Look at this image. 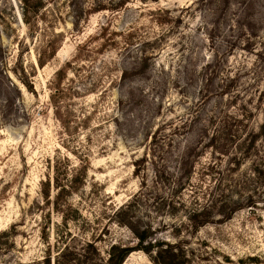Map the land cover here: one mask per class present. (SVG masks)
Here are the masks:
<instances>
[{"label": "rangeland", "instance_id": "374dc122", "mask_svg": "<svg viewBox=\"0 0 264 264\" xmlns=\"http://www.w3.org/2000/svg\"><path fill=\"white\" fill-rule=\"evenodd\" d=\"M43 3L26 24L0 0V264H111L137 245L127 215L165 263L264 264V0ZM56 162L79 176L58 198ZM220 196L230 218L194 230L188 212Z\"/></svg>", "mask_w": 264, "mask_h": 264}, {"label": "trees", "instance_id": "16d2710c", "mask_svg": "<svg viewBox=\"0 0 264 264\" xmlns=\"http://www.w3.org/2000/svg\"><path fill=\"white\" fill-rule=\"evenodd\" d=\"M22 4V15H23V19L24 22L26 24L30 23V17H32L33 15H37V13L39 11H41L42 9H44L43 7V0H19ZM124 1V0H123ZM34 2V3H33ZM41 65V64H40ZM124 74V72H123ZM57 76L63 75L62 72L59 70L56 72ZM60 79H58L57 83H55V85L52 88V95H50V101L53 104V109H54V116L56 117V119L59 121V123L61 124L62 128L64 129V131L67 133L68 132V120H67V116L66 114H63L61 109L59 108V99L63 98V96L65 95V91L60 87ZM54 99H56V102L54 101ZM155 134H153L152 136H154ZM86 159V158H85ZM64 161H66L68 163V160L64 159ZM83 161H81L82 163ZM58 164H60L59 162H56V174H55V178L54 180V184H55V189H56V198H58L60 196V194H62L63 192H66L67 190H71L74 189L76 184L78 183V178L79 176L75 177L74 180H72L71 182H69V184H63V176L57 175L58 172ZM49 179L46 180L44 183L41 184V188H42V194H43V198L48 200L49 199V192H48V186H49ZM224 197V196H223ZM223 197L220 196V198L222 200H219L217 202H215V204L210 203L208 205L207 202L201 204V203H197L195 204V207H193L187 215V220L189 221V223L192 225V227L194 228V230H198L200 227L205 226L207 223H209L208 221V217L210 216V209H215L216 207H218V213H220L221 215H223L224 219H229L230 216L228 215H224V208L225 207H221V204H223L222 202H225V200L223 199ZM213 204V205H212ZM219 204V205H218ZM129 211V206H122L120 208L117 209L116 214L118 216L121 215H126ZM118 223L120 224H125L126 226L130 229V231H132L136 241H137V245L135 248H130V247H125V246H119L118 244H114L111 246L110 248V253H109V261L111 262V264H122L124 262V260L127 258V256L134 250H138L143 252L144 254H146L147 256H149L151 258V260L156 261L157 264H169V263H165L164 260H177V257L175 254H172L169 252V248L171 249L172 247L166 243V242H161L156 240L155 238H153V232H151V227H147L141 230H135L133 228V226L131 225V223L128 221V215H127V220H120L118 221ZM87 247H91L92 248V244L87 245ZM61 254V253H60ZM73 254L71 253L70 256H72ZM130 258H127V260H129ZM45 263L44 264H49L48 258L45 259ZM162 261V262H159ZM6 264V263H4ZM125 264V263H124Z\"/></svg>", "mask_w": 264, "mask_h": 264}]
</instances>
